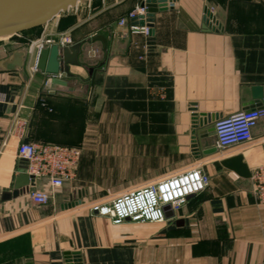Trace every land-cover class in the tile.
<instances>
[{"label": "crops", "instance_id": "1", "mask_svg": "<svg viewBox=\"0 0 264 264\" xmlns=\"http://www.w3.org/2000/svg\"><path fill=\"white\" fill-rule=\"evenodd\" d=\"M143 1L79 3L0 39V264H66V253L80 264H264V206L252 179L264 164V117L245 144L220 148L214 132L217 120L252 108L253 87L264 89V0H175L155 13L151 34H130L117 23ZM205 9L212 27L202 29ZM58 33L81 44L77 65L60 79L32 73L34 56L21 70L1 66L8 47L26 52ZM99 35L106 52L93 41ZM191 108L215 116L203 141L208 154L192 152ZM24 140L81 152L73 181L52 189L42 178L30 189L51 194L44 206L28 194L1 201ZM237 155L249 178L222 166ZM192 168L208 176L207 187L163 223L114 225L89 212L92 203Z\"/></svg>", "mask_w": 264, "mask_h": 264}, {"label": "built area", "instance_id": "2", "mask_svg": "<svg viewBox=\"0 0 264 264\" xmlns=\"http://www.w3.org/2000/svg\"><path fill=\"white\" fill-rule=\"evenodd\" d=\"M147 8L136 5L117 23L119 27H128L130 34L148 36ZM143 20L142 26L138 22ZM73 41L69 35L58 33L54 36L38 38L28 44L26 52L34 56L30 70L37 72L36 59L41 49L57 45L59 48L70 46ZM61 75H52L50 80L60 79ZM264 117L263 108H251L230 117L217 120L214 124L216 144L220 148L245 144L252 140V130L258 120ZM24 123L17 121L18 135L23 134ZM80 149L51 143H19L16 148L18 160L26 163L25 173L38 179L46 178L52 189L61 188L73 181L77 175ZM254 194L257 203L264 206V164L252 173ZM208 176L198 168L164 178L134 191L120 194L107 202H95L89 206V212L106 217L112 224L124 222L163 223L169 211L175 213L186 203L190 196L202 192L208 185ZM29 200L34 205L49 204L52 196L49 192L30 190ZM168 207V209H165Z\"/></svg>", "mask_w": 264, "mask_h": 264}, {"label": "water", "instance_id": "3", "mask_svg": "<svg viewBox=\"0 0 264 264\" xmlns=\"http://www.w3.org/2000/svg\"><path fill=\"white\" fill-rule=\"evenodd\" d=\"M93 0H0V39L9 38L20 33L33 30L41 27L59 14L67 12L70 8L75 7L79 3H85ZM175 0H144L142 5L147 8V25L150 27V34L153 31L154 15L159 10H166L168 7L173 8ZM213 17L210 12L205 9V15L202 20L201 28H211ZM144 21L138 22L142 26ZM101 41L104 46V51H107V41L103 36H96L93 41ZM80 43L73 46L59 48L57 45L43 48L39 51L36 59V68L39 72L54 75L59 71L68 72L70 65H77V56L80 51ZM8 52L11 55L2 61L1 66L9 70H21L25 65V60L30 56L29 53L23 50H12L8 47ZM252 108L264 107V89L261 86L252 88ZM191 107H195L191 105ZM191 132L190 141L191 149L194 155L208 154L209 149L203 148V141L210 133V125L214 121L215 116L197 113L196 108H191ZM23 143H27L24 140ZM222 166L236 175L249 178L251 173L243 162L240 155L230 159L223 160ZM26 163L18 168V174L13 180L12 190L3 192L1 201L15 199L23 194H28L30 189L35 186V178L25 173ZM81 204V201H76L70 204V207ZM69 207V206H67ZM165 209H168L166 207ZM173 213L167 212L166 217L172 216ZM66 264H80L79 255L77 253L65 254Z\"/></svg>", "mask_w": 264, "mask_h": 264}, {"label": "rangeland", "instance_id": "4", "mask_svg": "<svg viewBox=\"0 0 264 264\" xmlns=\"http://www.w3.org/2000/svg\"><path fill=\"white\" fill-rule=\"evenodd\" d=\"M4 43L3 41H0V44Z\"/></svg>", "mask_w": 264, "mask_h": 264}]
</instances>
